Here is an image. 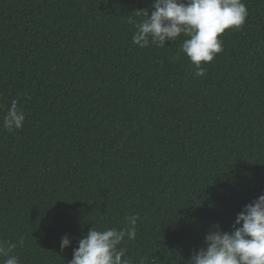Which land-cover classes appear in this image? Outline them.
Here are the masks:
<instances>
[{
	"label": "trees",
	"instance_id": "16d2710c",
	"mask_svg": "<svg viewBox=\"0 0 264 264\" xmlns=\"http://www.w3.org/2000/svg\"><path fill=\"white\" fill-rule=\"evenodd\" d=\"M194 75L132 42L152 0H0V244L20 264H67L90 228H125L131 264H190L264 194V0ZM25 114L3 128L11 102ZM72 245L63 251L61 237ZM23 238V245L19 241ZM7 257L0 256V264Z\"/></svg>",
	"mask_w": 264,
	"mask_h": 264
},
{
	"label": "clouds",
	"instance_id": "9594fccd",
	"mask_svg": "<svg viewBox=\"0 0 264 264\" xmlns=\"http://www.w3.org/2000/svg\"><path fill=\"white\" fill-rule=\"evenodd\" d=\"M149 15L144 9L143 20L131 18L136 31L132 42L139 48L155 45L164 47L175 42L181 35L186 39L179 52L185 54L194 66V75L204 77L203 64L211 62L223 50L218 37L227 29H238L248 15L243 0H152ZM24 112L13 100L3 117V128L8 132L22 129ZM138 216L125 217V228H108L103 231L93 227L88 230L72 249V259L67 264H131L125 240L136 238ZM22 246L23 238L19 241ZM72 245L66 233L61 237L60 248ZM15 244H0V256L7 257L3 264H20L19 258L9 255ZM190 264H264V194L246 204L231 226L225 231L219 223L213 225L204 237V245L194 250Z\"/></svg>",
	"mask_w": 264,
	"mask_h": 264
}]
</instances>
